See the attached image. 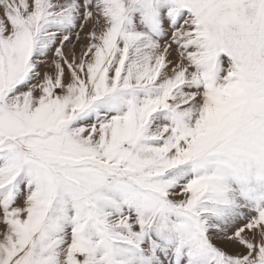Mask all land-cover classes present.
Wrapping results in <instances>:
<instances>
[{
	"label": "snow or ice",
	"instance_id": "snow-or-ice-1",
	"mask_svg": "<svg viewBox=\"0 0 264 264\" xmlns=\"http://www.w3.org/2000/svg\"><path fill=\"white\" fill-rule=\"evenodd\" d=\"M0 264H264V0H0Z\"/></svg>",
	"mask_w": 264,
	"mask_h": 264
},
{
	"label": "rangeland",
	"instance_id": "rangeland-1",
	"mask_svg": "<svg viewBox=\"0 0 264 264\" xmlns=\"http://www.w3.org/2000/svg\"><path fill=\"white\" fill-rule=\"evenodd\" d=\"M77 48H79V45L77 46Z\"/></svg>",
	"mask_w": 264,
	"mask_h": 264
}]
</instances>
